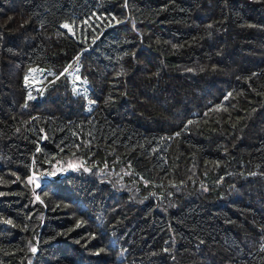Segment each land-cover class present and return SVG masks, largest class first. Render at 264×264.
Segmentation results:
<instances>
[{
	"label": "trees",
	"instance_id": "trees-1",
	"mask_svg": "<svg viewBox=\"0 0 264 264\" xmlns=\"http://www.w3.org/2000/svg\"><path fill=\"white\" fill-rule=\"evenodd\" d=\"M0 264H264V0H0Z\"/></svg>",
	"mask_w": 264,
	"mask_h": 264
},
{
	"label": "rangeland",
	"instance_id": "rangeland-1",
	"mask_svg": "<svg viewBox=\"0 0 264 264\" xmlns=\"http://www.w3.org/2000/svg\"><path fill=\"white\" fill-rule=\"evenodd\" d=\"M56 73L54 70L47 66H33L30 68L29 73L26 77V83L28 85L30 95L34 98L38 97L44 89L46 81L55 77ZM56 170L62 168L61 164L58 163L55 166ZM37 178L42 180L38 175ZM43 181V180H42Z\"/></svg>",
	"mask_w": 264,
	"mask_h": 264
},
{
	"label": "water",
	"instance_id": "water-1",
	"mask_svg": "<svg viewBox=\"0 0 264 264\" xmlns=\"http://www.w3.org/2000/svg\"><path fill=\"white\" fill-rule=\"evenodd\" d=\"M66 175V173L64 174H54V173H51L50 171H45L43 172L40 177L43 179V180H48V181H56L58 180L59 178L61 177H64Z\"/></svg>",
	"mask_w": 264,
	"mask_h": 264
},
{
	"label": "built area",
	"instance_id": "built-area-1",
	"mask_svg": "<svg viewBox=\"0 0 264 264\" xmlns=\"http://www.w3.org/2000/svg\"><path fill=\"white\" fill-rule=\"evenodd\" d=\"M37 176H38L37 173H33L31 175V182L34 184V188L35 189H39L42 186V184H43V181L42 180H39L37 178Z\"/></svg>",
	"mask_w": 264,
	"mask_h": 264
},
{
	"label": "snow or ice",
	"instance_id": "snow-or-ice-1",
	"mask_svg": "<svg viewBox=\"0 0 264 264\" xmlns=\"http://www.w3.org/2000/svg\"><path fill=\"white\" fill-rule=\"evenodd\" d=\"M63 27L68 28L69 26L67 24H65V25H63ZM29 182H31V178H30ZM33 252H35V249H33Z\"/></svg>",
	"mask_w": 264,
	"mask_h": 264
}]
</instances>
